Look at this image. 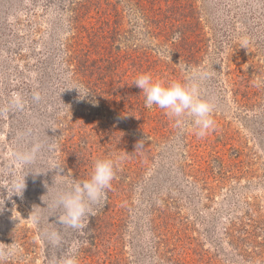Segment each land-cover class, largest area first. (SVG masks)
Returning a JSON list of instances; mask_svg holds the SVG:
<instances>
[{
    "label": "rangeland",
    "instance_id": "obj_1",
    "mask_svg": "<svg viewBox=\"0 0 264 264\" xmlns=\"http://www.w3.org/2000/svg\"><path fill=\"white\" fill-rule=\"evenodd\" d=\"M73 1L0 0V250H14L8 258H0V264H53L74 245L80 249L84 237L85 229L61 223V212L46 211L44 205L51 199L46 193L58 171L52 166L59 164L64 168L60 174L76 178L61 163L56 141L63 135L53 125V115L63 116L80 97L74 89L80 85L70 79L75 75L64 62ZM170 1L177 9L176 22L163 23L171 20L163 7L154 24L169 28L186 22L188 29L183 31L194 38L188 30L196 29L203 49L194 52L199 58L195 68L182 65L175 69L178 75L169 69L164 76L184 81L194 70L211 73L198 83L201 97L215 106L216 128L201 138L190 127L174 125L176 130L170 132L168 126L151 120L144 149L139 151L144 164L134 167L141 171V179L129 190L131 206L115 219L119 229L99 246L96 260L98 264H264V0ZM123 15L126 31L140 34L138 40L146 47L155 41L156 46L150 45L155 57L176 63L167 38H159L161 43L153 40L139 28L140 22L129 21L134 18L129 11ZM245 40L247 46L242 47ZM229 71L236 88H226ZM144 73L160 76L151 70ZM24 80L32 87L24 88ZM112 124L110 139L116 141L112 151L118 153V128L114 120ZM92 142L91 150L102 152L106 140ZM237 149L242 158L237 177L217 186L211 182L216 172L211 163L220 158L230 170ZM23 155L31 156V161L21 162L18 157ZM91 168L86 162L82 169L91 172ZM21 178L24 189L17 193L12 185ZM44 218L62 228L60 233L56 226L46 230L50 248L38 238L33 246L28 236ZM25 242L32 245L29 251Z\"/></svg>",
    "mask_w": 264,
    "mask_h": 264
},
{
    "label": "trees",
    "instance_id": "obj_2",
    "mask_svg": "<svg viewBox=\"0 0 264 264\" xmlns=\"http://www.w3.org/2000/svg\"><path fill=\"white\" fill-rule=\"evenodd\" d=\"M164 2L166 6L163 5ZM72 3L73 8H70L72 17L69 21L72 24L71 37L65 49L64 62H67L68 69L73 70L75 75L73 78L71 75L70 79L75 80L91 94L84 99L79 97L78 105L67 106L63 116L53 115L55 132L60 131L63 135L56 141L62 155L61 163L63 162L67 170H73L76 179L82 174H87L86 179L90 174L82 169L86 162L92 165L91 160L106 156L123 158L103 206H99L96 215L83 231L84 237L81 239L82 243L78 250L79 264H98L96 257L100 250L99 246L119 229L120 223L117 225L115 219L130 208L132 193H129V190L135 189L136 180L141 179V171H135L134 167L136 164L137 167L144 164L143 156L139 157V151L144 149L146 130L150 129L151 120H154L158 126H168L170 132L176 130L174 122L162 109L145 107L141 89L134 85L135 78L145 70H151L152 73L160 75L159 79L166 82L174 81L173 77L164 76L166 70L173 69L178 75L175 69H182V65H186L188 69L195 68L199 58L196 59L193 56L194 52L202 50L203 47L200 40H197L200 34L196 32V29L188 30L195 33L194 38L185 34L183 28L188 29L186 22H183L181 27L169 25V28L162 27L164 25L157 27L154 24V17L157 16L156 21L164 13L163 7L167 8L166 16L171 15V20L163 23L167 25L176 22L177 9L173 7V2L170 0H74ZM124 11H129L134 16L129 21L137 24L140 22L142 26L139 28L147 31L146 34L153 40L160 42L159 38H167L169 48L171 45L174 46L173 58L176 63L169 60L166 64L162 58L155 57L152 53L153 49L150 48V45L156 46L155 41L150 42L146 47L138 40L140 34L126 31L124 23L127 20L123 15ZM84 14L87 16H83ZM187 23L190 26L195 25ZM136 26L135 29H137ZM177 34L179 38L174 39ZM177 62H180V66ZM227 76L226 88H236L232 72L229 71ZM24 81L23 85H27L24 88L32 87L26 83V80ZM247 82L244 83L246 87L249 86ZM241 86L243 84L240 83L238 87L241 88ZM78 106V109L75 108ZM84 106H86L85 109ZM87 106L92 108L88 110ZM150 110L155 114H150ZM112 120L118 128V153L112 151L116 145V141L112 142L110 139L111 131H115ZM95 125L101 129L93 128ZM102 140H106L102 145V152L95 154L90 148L95 145L92 141L101 142ZM138 143L142 147H137ZM232 155L235 157H232L233 160L228 164L230 170H227L220 158L217 162H210L215 164L212 167L216 170L215 179L211 182L216 181L217 186L225 185L228 180L237 177L235 172H238L242 158L238 149L234 150ZM203 166L207 167L205 162ZM222 170H226L224 174ZM47 210L49 208H46ZM42 217L40 215V218ZM36 223V229L28 235L30 242L35 246L36 242L33 240L38 238L46 248H50L51 238L46 230L56 226L55 230L60 233L62 228L58 227L56 222L52 223L54 225L49 224L45 218ZM31 243H23V247L29 251ZM85 251L90 255H87Z\"/></svg>",
    "mask_w": 264,
    "mask_h": 264
},
{
    "label": "clouds",
    "instance_id": "obj_3",
    "mask_svg": "<svg viewBox=\"0 0 264 264\" xmlns=\"http://www.w3.org/2000/svg\"><path fill=\"white\" fill-rule=\"evenodd\" d=\"M177 34L174 39H178ZM247 40L242 42V47L247 46ZM211 73L206 70H194L188 80L164 81L153 77L151 73H140L134 81V85L141 89L144 96V105L148 109L153 107L162 109L177 127L181 129L190 127L198 136L204 137L216 128L213 118L215 106L212 102L201 97L199 81L206 79ZM259 86V84L257 85ZM84 99L91 94L80 86L74 88ZM137 147H142L138 143ZM21 162L28 163L32 157L23 155L18 157ZM122 157H100L94 160L88 178L80 180L68 178L59 164L52 166L57 174L53 177V183L48 186L46 195L50 201H46V207L59 210L60 222L77 230L87 227L91 216L96 215L97 207L103 206L107 192L112 188V182L116 179L117 170ZM43 173L38 172L36 174ZM24 189L23 178L15 181L12 190L19 193ZM79 245H74L66 254L54 261L53 264H79ZM12 249L0 250V258H8L13 254Z\"/></svg>",
    "mask_w": 264,
    "mask_h": 264
}]
</instances>
